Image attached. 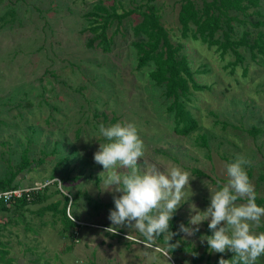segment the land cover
Instances as JSON below:
<instances>
[{"label":"rangeland","instance_id":"rangeland-1","mask_svg":"<svg viewBox=\"0 0 264 264\" xmlns=\"http://www.w3.org/2000/svg\"><path fill=\"white\" fill-rule=\"evenodd\" d=\"M97 1L0 0V143L7 141L5 145L0 144V177L7 171L6 160L13 164L19 160L18 140L23 148L24 137L30 136V156L34 158L42 156L41 149L49 153L53 142H61V149L69 152L67 157L71 160L55 173L59 179L79 177L63 183L60 188L69 195L79 193L71 216L83 224L71 245L67 237L58 233L61 229L58 218L54 219L50 211L37 215L41 207L57 201L61 203L59 207L62 206V196L55 194L56 188L51 187L46 201L24 209L22 223L14 221L2 231L1 240L11 246L8 257L18 258L21 264H193V253L177 252L171 259L156 236L147 237L146 241L145 235L127 225L119 227L120 239L106 234L107 228L103 225L112 226L108 217L110 210L115 209L113 197L121 193L107 191L104 184L107 172L103 173L102 165L94 161L99 144L108 142L100 134L99 127L101 124L108 127L131 123L145 148L137 164L141 173L152 165L165 173L172 167L188 173L190 186L183 190L181 206L173 214L179 238L169 232L164 233L165 238L174 239L178 247L182 246L181 242L188 244L195 250V258L203 256L197 264L214 263L231 251L215 253L210 250L205 239L213 234L208 227L210 218L198 226L190 225L189 221L196 210L206 211L211 193L227 183L226 165L234 162L237 156L251 161L244 168L251 174L250 182L257 197L264 200V65L255 63L249 53H244V63L237 65L231 74L230 69L225 68L228 62L234 61L231 54L221 59L206 45L200 46L191 40L182 42L183 53L194 64L193 70H202L199 65H206L207 73L196 74L195 79L209 89L191 96L201 129L187 137L175 136L169 129L171 120L167 125L160 108L172 100H163L160 91L150 86L145 74L134 70L135 57L129 44L132 36L124 29L139 22L138 15L122 22L110 53L88 50L84 46L88 35H79L85 27L82 15ZM103 1L104 5L112 2ZM117 1L122 4L119 13L142 2ZM10 2L14 4L8 5ZM180 2L155 0L173 41L180 35L177 21ZM11 7L16 16L8 12ZM259 10L264 14V0ZM239 18L246 19L248 25L242 27L235 23L238 35L245 27L253 30L249 23L257 17L239 15ZM116 26L114 23L107 30L108 35ZM245 67L247 73L242 76ZM8 103H21L26 107L10 110ZM103 114L109 117L107 122ZM113 118L117 121L110 122ZM254 126L261 133L249 136L246 130ZM28 127L34 128V132ZM202 132L206 136L203 142L207 150L195 142L196 134ZM44 145L46 148H42ZM221 157H228V161ZM44 159L43 164L35 165L15 182L19 181L21 187L47 182L58 158L48 156ZM116 171L123 175L130 169L117 165ZM97 175L102 180L96 184ZM246 202V199L236 201L237 204ZM0 220L5 221L3 214ZM53 220L55 224L51 225ZM181 225L198 227L199 231L187 235L180 231ZM251 231L257 235L264 233V217L258 226L252 224ZM65 246H70L71 250H64ZM26 248L32 249V253H25ZM255 264H264V255Z\"/></svg>","mask_w":264,"mask_h":264},{"label":"trees","instance_id":"trees-1","mask_svg":"<svg viewBox=\"0 0 264 264\" xmlns=\"http://www.w3.org/2000/svg\"><path fill=\"white\" fill-rule=\"evenodd\" d=\"M197 1H200L197 4ZM262 0H181L179 11L177 15V21L179 25V39L173 41L168 30L162 22L161 12L155 0H142V2L135 4L131 9H123L121 13L118 12V8L122 7V4L117 0H112L108 5H104L103 0H98L89 11L82 15L85 19V27L79 31L80 36L88 35L85 39L84 46L88 50H98L102 53H110L112 51L113 44H115L114 37L118 34L120 25L122 22L132 15H138L140 21L134 25H130L125 28L124 32L130 33L132 39L130 40V46L132 48L135 57L134 70L145 74L146 79L150 86L160 91V97L167 101L172 100L171 103L164 105L161 108V115L168 121L170 131L179 137H187L194 133L198 128L201 129L198 115L194 108H192L191 96L195 92L204 91L209 89L207 86L200 85L195 79V75L205 72L206 65H199L202 70H193V63L183 53L184 45L182 42L191 40L200 46L206 45L209 49H214L216 53L223 59L226 55L231 54L234 56L233 62H228L225 68H229L231 74L234 73L235 67L241 65L245 61L244 53H249L250 58L259 65H264V14L261 13L259 8L261 7ZM10 2L8 5H13ZM249 11H252L251 13ZM8 12L16 16V13L11 7ZM239 15L244 18H248L251 15L257 17L253 23H249V26L253 30L247 27L243 28L238 35L235 29V23L244 27L247 24L246 19H240ZM6 18V16H5ZM116 23V27L111 35H108L107 30ZM125 39V33L122 34ZM247 73L246 67L243 68L242 76ZM40 95V94H39ZM162 100V101H163ZM30 104L27 102L26 106ZM10 110H15L19 107L23 108L21 103H13L9 105ZM2 107H0V112ZM95 116H99L95 113ZM103 120L107 122L109 117L103 114ZM214 118H217L214 116ZM2 121V120H1ZM117 119H110V122H116ZM215 125H218V119H215ZM2 125V122H0ZM200 125V126H199ZM28 129L34 132V128L28 127ZM249 136H256L261 133V130L257 127H251L250 130H246ZM78 134L80 129L77 130ZM25 147L18 140V145L21 147L19 160L16 163L7 162V171L4 176L0 177V192L12 190L21 187V184L15 182L17 177H24L29 171H31L35 165H41L44 163L45 158L48 156H56L58 161L52 168V172L47 181H54L43 188L30 192L29 196L22 195L19 198H11L8 203L0 201V214H3L5 221L0 220V264H18V258L8 257L10 254L11 246L9 242L1 240L2 231H4L12 222H23L24 209L30 205L41 204L48 199V191L50 188H56L55 194H60L63 198L62 206L58 201L54 204L41 207L38 216H42L46 211L52 213V217L58 218L61 223V229L58 232L60 235L67 237L70 240L71 245L75 243L74 237L78 231L82 228L83 224L77 219L71 216V209L73 204L79 201V193L69 195L63 192L60 188L63 183L69 181L73 182L79 179V177L69 178L65 177L59 179L56 176V170L62 167L65 163H68L69 159L68 151H63L61 148V142H53L52 150L46 153L45 149H41L39 153L41 157L30 156V136L24 137ZM200 141L202 143L200 144ZM206 136L202 132L196 134L195 142L199 147L207 150ZM0 144H7V141H3ZM205 147V148H204ZM46 146L44 145V147ZM65 149V148H64ZM66 152V153H64ZM223 160L228 161V157H221ZM248 174L249 180L251 174L245 170ZM23 174V175H21ZM198 174H200L198 172ZM71 180V181H70ZM102 180L101 176L95 177V183L97 184ZM45 182V181H44ZM41 182V183H44ZM30 187V186H28ZM241 200V199H240ZM256 204L260 207H264L263 198H259L256 195ZM176 217H173L169 224V234L179 238L178 226H175L174 221ZM55 224V220L51 225ZM108 228L107 224L103 225ZM27 228V227H26ZM118 229V228H117ZM115 232H107L112 239H120L121 228ZM116 233V234H115ZM158 242L164 244L166 253L171 259L177 252H191L194 254L192 258L193 264H197L201 258H195L196 252L188 244L181 242V247L176 246L174 239L167 236L165 238L164 233L155 235ZM148 241L147 237H143ZM128 244H132L133 241H127ZM64 250H71V247H64ZM25 253H32V249L26 248ZM234 253H229L221 258L229 261V264H236L234 260ZM220 258V259H221ZM218 259L214 263L207 264H219ZM34 261H37L34 259ZM47 264V262H45Z\"/></svg>","mask_w":264,"mask_h":264},{"label":"clouds","instance_id":"clouds-1","mask_svg":"<svg viewBox=\"0 0 264 264\" xmlns=\"http://www.w3.org/2000/svg\"><path fill=\"white\" fill-rule=\"evenodd\" d=\"M100 134L108 141L99 144L94 161L102 165L107 176L104 184L107 191L121 193L113 197L115 209L110 210L111 221L107 232L127 225L151 239L155 235L169 232L170 220L181 206L186 186H190L188 173L178 167L170 168L166 173L155 165L141 173L137 164L145 154L143 141L136 127L129 123L99 127ZM251 161L237 156L234 162L226 165L227 183L210 195V206L203 213L196 210L189 224L200 225L210 218L208 224L212 235L206 237L212 252L234 253L236 264H255L264 255V233L253 234L252 224L258 226L264 217V207L256 204L254 185L250 182L244 165ZM117 165L129 172L121 175ZM246 199V203L236 201ZM219 226V227H218ZM180 231L193 235L195 229L180 226ZM116 234V233H115ZM219 264H229L221 258Z\"/></svg>","mask_w":264,"mask_h":264},{"label":"built area","instance_id":"built-area-1","mask_svg":"<svg viewBox=\"0 0 264 264\" xmlns=\"http://www.w3.org/2000/svg\"><path fill=\"white\" fill-rule=\"evenodd\" d=\"M51 182H54V181H47L44 183H35L31 185L30 187H18L12 190L0 192V201L2 200L4 201V203H8L11 200V198L13 197L19 198L24 194L27 195L28 197L30 192L39 190L43 188L44 186L49 185Z\"/></svg>","mask_w":264,"mask_h":264},{"label":"water","instance_id":"water-1","mask_svg":"<svg viewBox=\"0 0 264 264\" xmlns=\"http://www.w3.org/2000/svg\"><path fill=\"white\" fill-rule=\"evenodd\" d=\"M17 263H18V264H21V261H20V260H18V261H17Z\"/></svg>","mask_w":264,"mask_h":264}]
</instances>
